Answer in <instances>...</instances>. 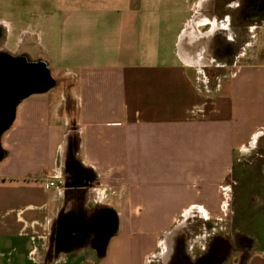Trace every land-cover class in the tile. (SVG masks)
<instances>
[{"label":"crops","instance_id":"obj_1","mask_svg":"<svg viewBox=\"0 0 264 264\" xmlns=\"http://www.w3.org/2000/svg\"><path fill=\"white\" fill-rule=\"evenodd\" d=\"M258 7L0 0V55L56 81L0 139V264H264Z\"/></svg>","mask_w":264,"mask_h":264},{"label":"water","instance_id":"obj_2","mask_svg":"<svg viewBox=\"0 0 264 264\" xmlns=\"http://www.w3.org/2000/svg\"><path fill=\"white\" fill-rule=\"evenodd\" d=\"M56 86L49 68L43 62H29L24 57L0 55V139L10 129L17 106L26 98L35 94H44ZM0 144V159H1ZM69 189L72 185L64 183ZM82 191H80L81 193ZM74 227L80 223H73ZM107 241L118 230L117 219L107 222ZM75 232L76 229H74Z\"/></svg>","mask_w":264,"mask_h":264},{"label":"rangeland","instance_id":"obj_3","mask_svg":"<svg viewBox=\"0 0 264 264\" xmlns=\"http://www.w3.org/2000/svg\"><path fill=\"white\" fill-rule=\"evenodd\" d=\"M261 8H257V13L255 14V15H253L254 17H256V19L257 20H259L260 18H262V16H263V14L264 13H261V11L262 10H260ZM262 38L263 39H261V42H264V36H262ZM264 44V43H263ZM264 46V45H263ZM262 51H264V47L261 49ZM258 148L260 149V148H264V138H262L261 140H260V143L258 144ZM260 160V159H259ZM264 160V159H263ZM257 161H258V159H257ZM258 163H259V161H258ZM243 181V180H242ZM256 197V196H255ZM245 223H241V225L243 226ZM203 223L202 222H200V221H196V222H193V223H191V222H189L188 223V229H190V230H193V231H197V230H200V229H202L203 228ZM209 240H208V246H210V248H216V247H220V245H222L223 246V248H224V250H225V252L227 253L228 251H229V248H232V239L231 238H225L224 240H221V238H217V236H212V237H209L208 238ZM242 241H240L241 242V244H242V242L244 241V239H241ZM219 241V242H218ZM221 241H223V243L221 242ZM212 251H210V253H211ZM213 253H211V254H208V257H209V259L208 260H206V261H204V264H213V263H215L216 262V259H217V255L216 254H213ZM241 260L242 261H245V259H244V257H242L241 258ZM228 261V260H227Z\"/></svg>","mask_w":264,"mask_h":264},{"label":"built area","instance_id":"obj_4","mask_svg":"<svg viewBox=\"0 0 264 264\" xmlns=\"http://www.w3.org/2000/svg\"><path fill=\"white\" fill-rule=\"evenodd\" d=\"M64 183L65 182L62 179H57V180L48 181V182L44 183V187H45V189L63 187Z\"/></svg>","mask_w":264,"mask_h":264},{"label":"flooded vegetation","instance_id":"obj_5","mask_svg":"<svg viewBox=\"0 0 264 264\" xmlns=\"http://www.w3.org/2000/svg\"><path fill=\"white\" fill-rule=\"evenodd\" d=\"M84 179H86L87 177H83Z\"/></svg>","mask_w":264,"mask_h":264}]
</instances>
